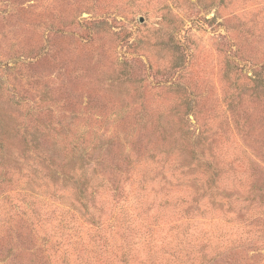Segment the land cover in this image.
<instances>
[{
  "label": "rangeland",
  "instance_id": "374dc122",
  "mask_svg": "<svg viewBox=\"0 0 264 264\" xmlns=\"http://www.w3.org/2000/svg\"><path fill=\"white\" fill-rule=\"evenodd\" d=\"M0 264H264V0H0Z\"/></svg>",
  "mask_w": 264,
  "mask_h": 264
}]
</instances>
